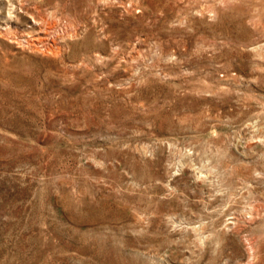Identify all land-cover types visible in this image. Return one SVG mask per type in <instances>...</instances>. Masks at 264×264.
<instances>
[{"label":"rangeland","instance_id":"374dc122","mask_svg":"<svg viewBox=\"0 0 264 264\" xmlns=\"http://www.w3.org/2000/svg\"><path fill=\"white\" fill-rule=\"evenodd\" d=\"M0 264H264V0H0Z\"/></svg>","mask_w":264,"mask_h":264},{"label":"bare ground","instance_id":"6f19581e","mask_svg":"<svg viewBox=\"0 0 264 264\" xmlns=\"http://www.w3.org/2000/svg\"><path fill=\"white\" fill-rule=\"evenodd\" d=\"M42 37V36H41Z\"/></svg>","mask_w":264,"mask_h":264}]
</instances>
